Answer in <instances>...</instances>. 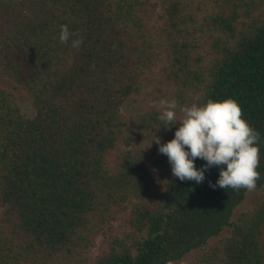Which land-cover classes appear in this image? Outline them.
I'll return each instance as SVG.
<instances>
[{
  "label": "trees",
  "instance_id": "obj_1",
  "mask_svg": "<svg viewBox=\"0 0 264 264\" xmlns=\"http://www.w3.org/2000/svg\"><path fill=\"white\" fill-rule=\"evenodd\" d=\"M158 8L162 26L151 23ZM62 25L83 38L79 49L60 42ZM158 68L180 105L239 103L260 133L262 188L264 0H0V78L33 106L28 116L0 89V264H89L120 211L130 232L95 264H172L198 251L183 264H264V197L235 219L249 190L210 187L215 166L200 184L181 182L159 153L155 137L168 142L179 123L123 112Z\"/></svg>",
  "mask_w": 264,
  "mask_h": 264
},
{
  "label": "clouds",
  "instance_id": "obj_2",
  "mask_svg": "<svg viewBox=\"0 0 264 264\" xmlns=\"http://www.w3.org/2000/svg\"><path fill=\"white\" fill-rule=\"evenodd\" d=\"M75 37V38H73ZM59 40L79 49L83 38L79 33L62 25ZM177 101H160L159 120L165 129H171L179 123L174 138L161 143L159 137L155 142L159 153L166 155L171 166L172 175L181 182L194 181L200 184L205 180V173L212 167L219 168V177L212 188L249 191L256 187L260 178L259 166L260 133L242 118L239 103L232 99L214 100L206 103L184 107L183 118L177 121ZM199 158L205 163L197 168L195 161Z\"/></svg>",
  "mask_w": 264,
  "mask_h": 264
},
{
  "label": "rangeland",
  "instance_id": "obj_3",
  "mask_svg": "<svg viewBox=\"0 0 264 264\" xmlns=\"http://www.w3.org/2000/svg\"><path fill=\"white\" fill-rule=\"evenodd\" d=\"M152 3L157 4L158 6L161 5V0H151ZM161 14V9L158 8L157 14L154 17L151 23H155L157 26L163 25V20H159L158 16ZM202 44V43H201ZM162 66V65H160ZM161 68V67H160ZM164 74L159 73V68L149 76L148 78V85L145 93L137 98L129 100L125 107L123 108V112L125 114H137V113H144L146 111L155 109L161 111L160 109V101L161 100H171L176 92L175 87H169L165 83L160 84L158 81L164 80ZM0 89L5 90L6 92L12 94L17 101L19 107L21 108L22 112L30 116L33 110L32 102L27 93L19 86H17L13 81L8 78H0ZM190 102L188 101L185 105H180L177 102L176 108V116L177 121L183 118V111L184 107H190ZM115 156H109V163L111 165L114 164ZM255 197H264V186L259 190H251L248 191V195L246 201L236 210L235 212V219L239 217L242 212H246L252 208L253 199ZM1 211V208H0ZM129 221V211H120L117 214V218L114 222L107 225L105 229V233L100 236L97 241L95 248L91 252V262L89 264H95V261L105 253L108 248V242L111 238L114 237H122L124 234L130 232V227L128 225ZM228 235V232L225 231L222 234V237ZM215 241H212L208 246V249L211 248ZM204 251L194 252L191 255L187 254L182 260L172 263V264H183L196 261L201 255H203Z\"/></svg>",
  "mask_w": 264,
  "mask_h": 264
}]
</instances>
